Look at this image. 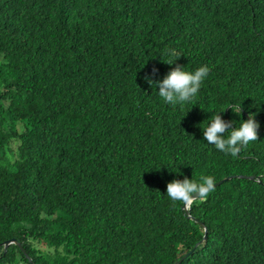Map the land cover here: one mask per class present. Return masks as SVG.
<instances>
[{"label": "trees", "instance_id": "trees-1", "mask_svg": "<svg viewBox=\"0 0 264 264\" xmlns=\"http://www.w3.org/2000/svg\"><path fill=\"white\" fill-rule=\"evenodd\" d=\"M177 65L210 71L173 106L145 77ZM249 113L237 156L204 140ZM178 261L264 264V0H0V264Z\"/></svg>", "mask_w": 264, "mask_h": 264}, {"label": "clouds", "instance_id": "clouds-1", "mask_svg": "<svg viewBox=\"0 0 264 264\" xmlns=\"http://www.w3.org/2000/svg\"><path fill=\"white\" fill-rule=\"evenodd\" d=\"M170 55L175 56V52H171ZM176 60H170L168 64L172 65ZM156 71L153 68L151 76H154ZM209 71L207 66H203L195 72H188L177 65L162 81L154 82L151 76H146L145 80L149 85H155L159 89L158 95L165 103L175 106L190 102L197 95L201 83ZM227 108H230L232 113L239 115L242 112L241 104H230ZM219 114L213 116L211 122L203 130L204 140L209 145H213L217 150L235 157L250 142L258 140L257 129L259 124L255 120L254 113H249L248 119L231 131L229 129L232 127V122L225 123ZM225 133H229L227 138ZM214 188L215 181L211 176H201L200 182L185 178L168 183L166 195L173 203L178 201L186 207H190L196 199H205L211 191H214Z\"/></svg>", "mask_w": 264, "mask_h": 264}, {"label": "water", "instance_id": "water-1", "mask_svg": "<svg viewBox=\"0 0 264 264\" xmlns=\"http://www.w3.org/2000/svg\"><path fill=\"white\" fill-rule=\"evenodd\" d=\"M223 181H220L219 183H216L215 184V186H217V185H219V184H221ZM184 207V209L186 210L188 207H186L185 205L183 206ZM206 237V232H205V236H204V238ZM11 243H14V241H7L4 245H5V247H7L9 244H11ZM176 264H179V261H178V263H176Z\"/></svg>", "mask_w": 264, "mask_h": 264}]
</instances>
